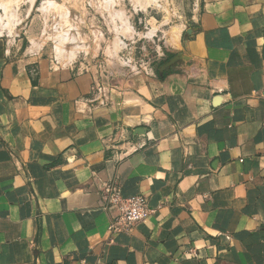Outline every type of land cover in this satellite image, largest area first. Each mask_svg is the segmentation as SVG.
<instances>
[{
  "label": "crops",
  "instance_id": "obj_1",
  "mask_svg": "<svg viewBox=\"0 0 264 264\" xmlns=\"http://www.w3.org/2000/svg\"><path fill=\"white\" fill-rule=\"evenodd\" d=\"M195 11L131 76L0 37V264H264V0ZM109 182L148 198L127 232Z\"/></svg>",
  "mask_w": 264,
  "mask_h": 264
},
{
  "label": "rangeland",
  "instance_id": "obj_2",
  "mask_svg": "<svg viewBox=\"0 0 264 264\" xmlns=\"http://www.w3.org/2000/svg\"><path fill=\"white\" fill-rule=\"evenodd\" d=\"M197 2L0 0V37L25 36L31 28L56 50L61 62L87 52L93 65H103L107 55L120 52L126 58L122 74L131 76L166 52L167 36L171 41L179 38V30L183 23L191 22Z\"/></svg>",
  "mask_w": 264,
  "mask_h": 264
},
{
  "label": "built area",
  "instance_id": "obj_3",
  "mask_svg": "<svg viewBox=\"0 0 264 264\" xmlns=\"http://www.w3.org/2000/svg\"><path fill=\"white\" fill-rule=\"evenodd\" d=\"M102 197L105 205L117 206L119 210L118 214L113 216L109 226L112 233L127 232L152 212L148 205V198L144 194L124 197L121 186L117 182H109L102 189ZM77 264L98 263L81 260Z\"/></svg>",
  "mask_w": 264,
  "mask_h": 264
},
{
  "label": "water",
  "instance_id": "obj_4",
  "mask_svg": "<svg viewBox=\"0 0 264 264\" xmlns=\"http://www.w3.org/2000/svg\"><path fill=\"white\" fill-rule=\"evenodd\" d=\"M183 54L179 53L171 57L169 60H167L162 66H161V71L163 72L166 68L170 67L173 65L175 62L183 58Z\"/></svg>",
  "mask_w": 264,
  "mask_h": 264
}]
</instances>
